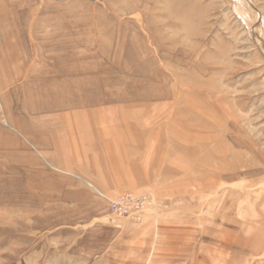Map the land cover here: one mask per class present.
Returning a JSON list of instances; mask_svg holds the SVG:
<instances>
[{
  "label": "rangeland",
  "instance_id": "374dc122",
  "mask_svg": "<svg viewBox=\"0 0 264 264\" xmlns=\"http://www.w3.org/2000/svg\"><path fill=\"white\" fill-rule=\"evenodd\" d=\"M0 113V264H264V0H0Z\"/></svg>",
  "mask_w": 264,
  "mask_h": 264
},
{
  "label": "crops",
  "instance_id": "0c3cea01",
  "mask_svg": "<svg viewBox=\"0 0 264 264\" xmlns=\"http://www.w3.org/2000/svg\"><path fill=\"white\" fill-rule=\"evenodd\" d=\"M100 120L97 121V120H93V119H87V120L86 119L85 120L67 119L64 122H67L66 125H68L69 128L65 129V131H66V133L71 134V133H74L76 131L78 132V130H81L78 128H73L71 126H75V127H77V126H91L92 128L87 129L88 130L87 132L95 133V134L102 135L105 137H108V136L115 137L114 136L115 134L113 136L110 135V133H109L110 130H108V128L103 129V128L96 127V126H102L105 124L107 125V123H106L107 120H102V119H100ZM97 122H100V123H97ZM37 130H40V129H37ZM107 142H108V144H107L108 147H110L111 144H109V141H107ZM133 144H135V143L133 142ZM113 146H116V144L114 143ZM131 147H133L132 151L126 150V151H124V154H122V153L117 154L116 152L111 151L114 154L108 155L107 157H104V156L100 157V158L93 157V159L92 158L91 159H84L83 161H81V160L77 161L76 158H72V160L70 159V161L68 163V165L70 166L69 170H73L71 168V166H78V165L89 166V167H101L102 171H101V173L99 172V175H94V174H91V175L93 176L92 178H95L94 176H97V177H99V179L101 176L102 177L101 180H103V181L105 180V182L103 183L104 185H107L110 183H112L114 185L113 182L116 181L115 182L117 184V185H115L116 189H123V188L140 189V190L135 191V192H132V191H128V192H132L135 194L149 193V191H147L148 187H145L147 190H145V188L142 187V185L139 187L140 182L137 185L134 181L135 180L134 178L129 183L125 184V182H124V185H122V186L120 184V183H123L121 180L122 179L127 180V175L131 174V172H128L129 169H132L131 171H133L136 175H139L140 169H142V167H144L146 173H148V170L146 168H149V165H155V166L161 167L160 172L162 173V176L166 177L164 168H163L162 164H160L161 158L157 157L156 160L154 161V159H152L151 157L149 158L148 155H145V154H147V152L143 153L141 151V148H138L137 145L136 146L132 145ZM144 147H147V145H144ZM142 154H144V155H142ZM142 157L144 158L143 160H142ZM142 162H144V164ZM109 167H110L111 173L107 172V176H108L107 177L105 170H106V168L109 169ZM113 172H115V173H113ZM69 173H71V172H69ZM112 178H113V180L114 179L115 180L113 181ZM101 195L105 196L104 194H101ZM116 195H118V194H114L113 197H115ZM106 198L110 199L109 197H106Z\"/></svg>",
  "mask_w": 264,
  "mask_h": 264
},
{
  "label": "built area",
  "instance_id": "2783aa9c",
  "mask_svg": "<svg viewBox=\"0 0 264 264\" xmlns=\"http://www.w3.org/2000/svg\"><path fill=\"white\" fill-rule=\"evenodd\" d=\"M0 122L3 121L1 120ZM156 207L157 202L149 193L135 194L132 192H123L108 199L109 213L116 219H127L138 222L146 212Z\"/></svg>",
  "mask_w": 264,
  "mask_h": 264
},
{
  "label": "water",
  "instance_id": "95a60500",
  "mask_svg": "<svg viewBox=\"0 0 264 264\" xmlns=\"http://www.w3.org/2000/svg\"><path fill=\"white\" fill-rule=\"evenodd\" d=\"M88 1H91V2H93V1H95V0H88Z\"/></svg>",
  "mask_w": 264,
  "mask_h": 264
}]
</instances>
